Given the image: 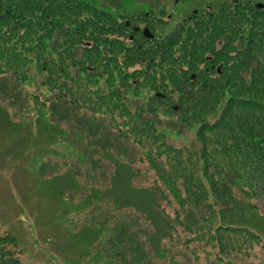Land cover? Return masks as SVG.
<instances>
[{
    "label": "trees",
    "instance_id": "trees-1",
    "mask_svg": "<svg viewBox=\"0 0 264 264\" xmlns=\"http://www.w3.org/2000/svg\"><path fill=\"white\" fill-rule=\"evenodd\" d=\"M158 1L164 0H147L150 5ZM101 3L104 1L0 0V82L6 86L15 85L19 88L27 85L26 91L19 90L16 93L20 99L24 98L21 100L24 104L21 110L28 115L29 123L39 124L46 113L45 110L54 122L53 125L49 124L51 126L61 125L60 122L65 119L82 122L81 114L90 113V110H84L83 104L86 105L89 101V109L94 111L91 96L86 95L90 91H93L91 92L93 94L94 90H100L101 93H96L93 97L115 107L117 103H121L123 106L119 108L126 111L125 117L134 119L132 124L137 134L125 135L122 126L119 125L117 128L115 122L106 121L102 117L103 125H96L102 126V130L108 125L109 129L116 133L115 139H109L108 136L105 139L97 137L98 148L93 160L87 165L91 168L84 166L87 164L85 160L75 158L77 160L74 163L63 165L67 170L62 175L55 176L51 186L54 185L56 190L62 186L61 180L65 179L64 192L61 193L64 199L66 195H73L82 189L89 192L88 199H93L90 201L94 203L100 200L97 196L101 193L102 202L112 206L110 212L108 211V215L112 214L114 217H111L112 221L115 220L116 213L128 211L129 214V211L135 209L151 228L142 238L147 244L148 251L145 254L148 256L142 260L138 258L132 264H149L147 262L154 259V256L160 259L167 258L166 253L163 252L165 255L159 253L161 250L166 251L165 242L168 243V240L173 238L177 227H187L179 219V215L186 211L199 213L200 219L194 222L197 224L196 227L205 226L207 229L204 234H207L217 214H224V211L228 210V207L224 206L226 203L229 204L228 200L236 202V205L241 203L239 206L243 209L235 221L232 218L228 219L231 227L219 224L218 228L223 232L230 228L233 233L238 231L258 234L255 238L262 242L261 238L264 236L261 234L263 235L264 231L258 227L260 225L256 226L259 224L257 223L259 217H252L251 222L248 211L258 212L259 208L252 203V199L264 198V9L260 11L255 9L251 2L241 4L238 1L232 3L228 1L214 12L211 0L206 1L205 3L210 4L209 9L195 10L198 14L194 12L178 26L182 29L170 35L163 30L158 39L154 36L153 40H146L141 32H134L135 30L126 27L111 12L101 10L99 7ZM102 7L107 9V6ZM162 9L166 11V7ZM153 26L151 30L155 33ZM154 40L157 41L155 47L153 45L149 51L142 50L145 42L152 43ZM139 62L148 70L157 68L165 72L166 78L162 80L176 84L175 89L180 90L181 99L186 106L192 104L198 106L208 102L214 111L219 94L225 89L228 94L232 92L229 98H226L225 106L218 115L214 116L216 113L210 111L200 114L213 115L212 122L199 121L198 114L193 117L183 116L185 122L191 120L192 125L198 124L200 127L192 142L198 149L195 147L193 150L188 146L177 148L166 139H162L161 135H164V132L157 136V132L144 131V122L149 120L145 115L152 110L138 104H130L127 107L126 100L132 98L129 96L127 98L122 93L124 89L114 86L113 90L102 94V88H105L107 81L110 84L111 80L105 77L106 75H112V72L118 69L126 81L128 78L136 80V72L125 77L126 72L123 73L121 67H135ZM198 64H205L210 69L222 65V73L217 75L214 69L210 74L206 70L203 76L197 75L193 82L190 74L197 72ZM96 71L105 77L104 87L100 85L102 77L95 76ZM97 77L99 79H96ZM200 80L206 82V85L195 89V84ZM181 83L186 84L188 88L181 87ZM31 89H35L34 93H29ZM186 90L189 92H185ZM161 100L157 96L152 97L153 104ZM78 101L81 103L77 105ZM134 106L136 110L132 112ZM0 111L4 112L5 109L0 106ZM186 111L185 107L183 114ZM106 113L102 115L107 117ZM148 123L151 124V121ZM157 131L160 132V129ZM175 131L179 135L182 129L176 127ZM125 137L133 138L139 145L141 142H151L156 146L153 151L148 150L149 147L147 149L149 153L145 160L149 165L159 167L157 162L161 160L160 156L168 157L169 170L172 169L177 178L171 180L168 177L170 180L166 179V183L178 200L174 202L179 203L181 207L177 211L174 210L175 221H172L170 215L161 207V203L169 199L164 194L166 192L164 188L163 192L159 189L158 191L163 197H167L166 199L156 194L155 197L150 195L153 197L150 201L141 198L146 191H135L132 187L133 180L137 177L136 172L128 161H119L118 159L124 160L120 156H115L118 159L111 157L110 165L113 168L109 173L105 171L104 176L107 179L104 186L89 187L88 182L93 181L90 176L97 178L96 170L99 167L97 164L106 162L103 160L107 158L110 147L117 148L119 142L124 145L121 142L123 139L120 138L126 139ZM158 142H161L159 146ZM100 143L101 146L108 147L102 151L106 154L104 157L99 151ZM198 143H201V146ZM68 145L72 147L76 145L74 149L77 148L75 142ZM200 161L204 164L205 179L212 184L209 191L205 190L206 186L198 175L197 181L194 177L188 182L185 180L189 174L193 176L190 168L187 170V165L191 164L194 172ZM176 180L184 184L183 197L176 189L179 186ZM236 189L245 191V197L241 200ZM217 195L220 199H217ZM138 200L145 202L147 207L140 206ZM214 202L217 204L214 205ZM91 204H87L86 208L94 207ZM96 207L97 205L94 208ZM261 218L264 219V216ZM111 219L108 218L107 222ZM156 221L161 223L163 230L158 228L159 224ZM106 226L107 224H100L89 229L83 228L80 232L91 234L92 245L98 247L105 235ZM261 226H264V222ZM210 235L211 233L208 234ZM218 236L221 240L226 233ZM230 247L234 249V254L229 251ZM114 249L116 248L110 249L109 254L112 255ZM18 250H21L19 241L12 230L0 235V264H21L19 260L21 256L17 257ZM225 251L232 257L241 254L235 244H227ZM124 264L130 262L125 261Z\"/></svg>",
    "mask_w": 264,
    "mask_h": 264
},
{
    "label": "rangeland",
    "instance_id": "rangeland-1",
    "mask_svg": "<svg viewBox=\"0 0 264 264\" xmlns=\"http://www.w3.org/2000/svg\"><path fill=\"white\" fill-rule=\"evenodd\" d=\"M103 1L104 3L99 6L101 7L100 9L111 12L116 19L125 25L127 23L130 24V28L139 27L142 33L146 28L151 30V26L154 25L155 33L152 30L151 32L153 35L155 34L154 36L157 39L163 30H166V34L170 35L182 29L178 26L183 23L182 21L191 17L195 10L204 9L205 11L210 6V4L205 3L210 0H164L163 2L153 3V6L147 0H145L147 3L141 0ZM228 1L230 3L238 1L241 4L251 2L255 9L257 5H264V0H211L214 12L226 5ZM102 5L107 6V9H103ZM162 7H166V11ZM148 17L150 18L147 19ZM193 24L194 21L192 26ZM132 30L130 31L131 33ZM156 43L157 41L155 40L152 43L145 42L142 50L149 51L153 45L154 47L156 46ZM197 67V72L191 73L190 77L195 74L203 76L206 71V65L198 64ZM121 70L123 73L126 72L125 77L130 73L136 72L137 79L131 80L128 78L126 81L122 78L121 71L119 72L116 69L112 72V75L105 76L111 80L109 84L106 79L107 84L105 88H102V94L110 92L114 86L124 89L122 93L133 100H126L127 107L130 104H138L146 107L145 109L147 110H152L145 115V118H148L151 124L145 121L143 130L157 132V136L164 132V135H161L162 139H166L177 148L188 146L194 150L197 147L192 145V142L195 140L194 138H196L200 127H198V124L192 125L191 120L185 122L183 116L193 117L198 114L199 121L210 120L212 122L213 115L204 116L200 114L210 111L211 113H216L214 116L218 115L225 106L226 98H229L232 93L228 94L226 89L225 93L223 92L224 94L221 92L220 96L218 95V102L215 103L214 111L211 110L212 107L207 104L208 102L198 106L192 104L188 105V107L184 105L181 99L180 90L175 89L177 87L176 84L171 83L169 80H162V78H166L167 74L161 69L152 68L148 70L146 66L139 62L135 67H121ZM97 75L102 77L100 85L103 86L105 77L102 74H97L96 71L95 76ZM96 79L99 78L97 77ZM205 83L200 80L195 84L194 88L198 89L201 86H205ZM25 87L24 85L20 86V88L15 87V85L11 87L0 82V106L3 110L5 109L4 112L0 111V235L10 230L16 235L21 248V250L17 251L19 253L17 257L21 256L19 259L21 264H124L125 261H129L132 264L138 258L140 260L146 258L148 254L145 253L148 248L142 238L151 227L140 217V214L135 209L129 211V214L127 213L128 211L116 213L115 220L112 221L111 217L113 215H108V211L110 212L112 206L102 202L101 193L97 196L100 200L94 203L90 201H93V199H88L89 192H84L82 189L73 195H66L64 199L61 193L64 192L63 183L66 180L61 178L62 186L56 190L53 187L54 185L51 186L54 177L62 175L67 170V167L63 166L65 163H74L77 160L75 158H81V161L85 160L87 162L84 165L86 167L93 160L94 153L98 148L97 137L105 139L108 136L109 139H115L114 136L117 135L109 129L108 125H104L105 128L103 130L102 126L96 125L102 124V117L106 121L115 122L117 128L119 125L122 126L125 135L137 134L132 124L134 119L125 117L124 113L126 111L124 112L119 108L123 106L121 103H117L115 107L113 104L108 105L106 101L93 97L94 94L101 93L100 90H94L93 94H91L93 91L86 94L91 96L90 99L93 101L94 111L92 112L89 109V101L86 102V105L83 104L84 110L88 109L90 113L81 114L82 122L65 119L60 122L61 125H58L61 128L51 126L54 122L52 117H49L48 111L45 110L46 113L42 116L39 124L34 125L27 121L29 120L28 115L21 110L24 107L21 100L24 98L20 99L18 93H16L19 90L26 91ZM181 87L188 88L184 83H181ZM34 90L31 89L29 93H34ZM185 92H189V90ZM23 94L25 93L23 92ZM156 94H163L164 97L161 98L162 100L160 99V102L156 101L153 104L152 97L157 96ZM79 103L81 102L78 101L77 105ZM174 106H178L181 112L173 109ZM185 107L187 111L183 114ZM135 110L136 107H132L131 111L134 112ZM103 113H106L107 117L103 116ZM54 116L57 120V115L55 114ZM19 122L21 123L19 124ZM176 127L182 129L181 134H177L175 131ZM156 128L160 129V132ZM125 138H120V140L123 139L121 142L124 145L119 142L117 143V148L115 146L110 147L107 158L103 160L106 161L104 164H97L99 166L96 170L97 178L90 176L93 181L88 182L89 187H91L90 185H96L97 188L103 187L107 179L104 176L105 171L109 173L113 168L110 165L111 157L117 158L115 156H120L124 160L117 159L119 161H128L136 172L137 177L133 180L132 187H134L135 191H146L140 196L141 198L150 201L153 198L150 196L152 194L154 197L159 195L160 198L166 199L167 197H163V194L158 191V189L162 191L164 188L166 191L164 194L169 199L162 202L161 207L170 215V219L175 221L174 210L177 211L181 207L179 203H175L178 200L173 195V190L166 183V179L177 178L174 176V171L172 169L169 170L168 157L160 156L161 160L157 162L159 167L152 164L149 165L145 160L149 153L147 149L149 147L148 150L153 151L156 146L151 142H141L139 145L134 142L133 138ZM57 139L59 140L56 141ZM63 142L65 144H62ZM73 142L77 144L76 149H74L76 145L74 147L68 145ZM160 144L161 142H158V146ZM101 145L100 143L99 147ZM198 145L201 146V143H198ZM105 147L108 148L107 146L99 148L102 157L106 155L102 152L106 149ZM191 166V164H188L187 170L190 168L193 176L189 174L185 180L188 182L194 177L197 181L196 177L198 175L206 186L205 190H211L212 184L208 179H205V172H203L204 164L200 161L194 172ZM87 167L88 169L91 168L90 166ZM87 181L86 179L85 182L87 183ZM176 184L179 185L176 189H178L180 196L183 197L184 184H180L177 180ZM244 192V190H237L239 200L245 197ZM217 199H220L219 195H217ZM212 200L214 199L212 198ZM228 202L229 204L226 203L224 205L228 207V210H225L224 214H217V218L213 219V223L210 222L211 228L208 229L207 234H204L205 229H207L205 226L196 227L197 224L194 222L196 219H200L199 213L190 210L179 215L180 221L182 220L185 227L186 225L187 227H177V232L173 238L169 239L168 243L165 242L167 249H165L166 251L161 250L159 254L165 255L164 253H166L167 258L160 259L154 256V259L147 263L264 264V237L261 238L262 242H260L255 238L257 237L255 235L258 234L252 235L249 232L238 231L233 233L230 228L223 232V230L218 228L219 224L223 227H231L230 218L235 221V218L243 209V207L239 206L241 203L236 205V202L229 200ZM252 203L257 205L256 207L259 208V211H248V216H251L250 221L252 222V217H259L257 222L259 224L255 225H260L258 227L264 231V226H261L262 222H264V219L261 218L264 216V198L252 199ZM87 204L94 205V207L97 205V207L90 206L87 209ZM138 204L143 208L144 206L147 207L145 202L141 200H138ZM216 204L214 202V205ZM231 206L232 211H230ZM108 218L111 221L107 222ZM156 222L159 224L158 228L163 230L161 223L159 221ZM100 224H107V226L106 230H104L105 235L96 248L91 242L93 236L81 233L80 230L93 228ZM210 233L211 235L208 236ZM221 233H226V236L221 239L222 244L218 236L219 234L222 235ZM261 236H264V234H261ZM227 244H235L241 254L232 257L228 251H225ZM113 247L116 249L112 251L111 255L109 252ZM219 251L221 252L220 254ZM229 251L234 254L232 247L229 248Z\"/></svg>",
    "mask_w": 264,
    "mask_h": 264
},
{
    "label": "water",
    "instance_id": "water-1",
    "mask_svg": "<svg viewBox=\"0 0 264 264\" xmlns=\"http://www.w3.org/2000/svg\"><path fill=\"white\" fill-rule=\"evenodd\" d=\"M260 8H263V5H259L258 6V9H260ZM144 35H145V37L148 39V38H152V35H151V33H150V31H149V29L148 30H146L145 32H144ZM194 78V77H193ZM176 110H178V108H175Z\"/></svg>",
    "mask_w": 264,
    "mask_h": 264
},
{
    "label": "flooded vegetation",
    "instance_id": "flooded-vegetation-1",
    "mask_svg": "<svg viewBox=\"0 0 264 264\" xmlns=\"http://www.w3.org/2000/svg\"><path fill=\"white\" fill-rule=\"evenodd\" d=\"M130 27V26H129ZM133 30H135L136 28L134 27V28H132ZM138 32H140V31H138ZM214 67L212 68V69H210V68H206V70H207V72H210V74H212V72L214 71ZM217 73H222V71L220 72L219 70H217Z\"/></svg>",
    "mask_w": 264,
    "mask_h": 264
}]
</instances>
